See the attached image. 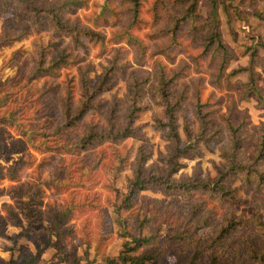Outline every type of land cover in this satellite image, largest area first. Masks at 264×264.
<instances>
[{
  "label": "rangeland",
  "instance_id": "rangeland-1",
  "mask_svg": "<svg viewBox=\"0 0 264 264\" xmlns=\"http://www.w3.org/2000/svg\"><path fill=\"white\" fill-rule=\"evenodd\" d=\"M115 4L122 10V21H126L123 7L117 2ZM17 7L14 1L6 10L0 7V232L7 234V237L0 235V264H6L8 260L10 264H104L103 257L116 258L125 245L133 246L134 239L138 237H145L147 241L131 254H148L154 258V262L150 260L145 264H186L194 249L203 250L197 264H259L250 257L249 249L251 247L260 252L264 248V228L255 225L249 204H231L230 208L242 222L221 237H218L221 220L219 203L207 196L208 191L198 187V190L188 193L165 189L153 182L146 183L144 189L132 195L130 205L119 207L124 206L129 182L138 170V149L148 154L142 163L141 177L148 178L157 171L165 173L168 168L160 156L171 153L173 142L166 139L165 130L155 126L154 116L163 119L164 115L158 105L159 98L150 85L154 84L152 77L136 87V106H145V109L138 113L132 125L138 137L123 141L132 151L129 165L123 172L114 174L102 165L96 166L94 150L68 156L53 149L62 141L72 143L78 138L77 129L62 134V131H56L62 122L61 83L66 72L67 76H71L76 67L87 68L94 84L97 74L108 66L106 58L117 54V62L123 65V70H115L116 83L107 82L111 87L102 95L111 100L126 93L127 81L132 86L135 80H144L146 67H138L134 63V50L125 43H107L100 47L80 36L83 45H79L73 44V39L64 33L53 36V28L45 17L40 18L37 33L33 30L29 14L14 17ZM91 10L78 9L77 14L86 22L84 16ZM198 12L200 19H204L206 8L203 4L199 5ZM110 20L108 25L98 28L106 37L115 28ZM220 30L223 42L230 49L239 52L246 44L257 47L258 54L264 56V48L257 44L258 39L264 40V21L248 16L228 27L222 19ZM25 32L31 34L11 42L6 38ZM144 32L146 30L139 34ZM47 41L58 43L46 53L45 64L51 56H60L59 50L66 44H69L64 51L66 59L72 61L61 77L44 75L32 78L30 75L37 65L39 47L46 45ZM162 41H148V44L153 48V44ZM183 47L191 54L199 52V47L190 43ZM180 51L176 53L175 66L186 63L188 67L172 90L170 101L177 98L182 86L186 87L188 98L177 106L180 117L184 116L180 122L191 123L194 134H203L208 140H188L194 148L184 153L186 157L178 159L182 165L171 178L178 180L193 175L205 178L215 175L213 163L222 160L219 155L221 148H228L226 150L229 151L231 139L224 119L229 117L234 125L242 123L243 130L253 135L245 136L249 154L258 133L255 127L264 123V108L255 98H239L234 91L213 85L211 80L216 71L213 60L199 57L198 67H195L184 51ZM248 63L249 56L239 57L230 61L228 70ZM254 69L259 71L260 66L255 65ZM232 80L245 82L247 74L238 73ZM258 86L264 95L263 77L258 78ZM196 93L200 96V113L197 112L198 105H193L197 103ZM120 104L115 122L123 121L130 102L123 99ZM104 108L106 110L108 104ZM90 114L88 119L92 122L105 124L101 114ZM7 116L14 118L16 123L24 124L23 128L33 141L29 142L17 126L7 121ZM202 120L207 122L205 132H201ZM216 128L220 131L215 132ZM180 133L181 142H186L182 128ZM17 161L19 163L14 164ZM64 164H68L71 171L63 172L59 179L64 189H53L46 182ZM12 166L18 172L15 180L9 177ZM258 169L264 170V162L258 165ZM241 183L236 179L234 186ZM237 195L246 194L239 190L234 193V198ZM197 206L203 208L194 214L195 227L192 224L189 227L191 235L183 239H168L166 225L174 220H186L185 217H190ZM229 212L227 209L226 214L229 215ZM207 218L208 222H203ZM58 229L59 237L56 235ZM178 229L177 226L172 228L174 231ZM34 256L36 258L32 260Z\"/></svg>",
  "mask_w": 264,
  "mask_h": 264
},
{
  "label": "trees",
  "instance_id": "trees-1",
  "mask_svg": "<svg viewBox=\"0 0 264 264\" xmlns=\"http://www.w3.org/2000/svg\"><path fill=\"white\" fill-rule=\"evenodd\" d=\"M12 1L18 5L14 17H19L23 13L29 14L34 25L33 30L37 33H39V20L41 17H45L49 19L53 28V36L64 33L73 39V44L79 45H83L80 39L82 36L87 38L91 44H99L100 47H104L107 43H125L134 50V63L138 67H146V70L143 71L144 80H135L130 86L125 78L128 83H126V93L122 97H113L111 100L102 95L111 87L107 85V82L116 83L115 70H123V65L118 63L117 54L113 53L111 58H106L108 66L103 67V72L97 74L94 84L91 83L87 68L76 67V72L71 76H67L68 72H66L65 80L61 83L63 84L60 99L62 122L57 126L56 131H62L60 132L62 134L77 129L79 132L76 141L72 143L62 141L53 148L54 150L68 156L75 155L76 152L86 153L94 150L97 158L96 166L102 165L114 174L123 172L129 165L132 152L131 148L127 147L123 141L130 137H138L136 129L132 125L137 119L138 113L145 109V106H136V87L147 80L149 81L152 77L154 84L150 85L153 86L155 96L159 98L158 105L162 108L164 115L163 119L154 116L155 126L165 130L164 136L169 142H173L171 153L160 156L168 168L165 173L157 171L156 174H150L148 178L141 177L142 163L146 161L148 154H144L140 151L141 149H138V170L135 172L134 179L129 182L128 195L123 200L124 206L119 207L124 208L130 205L132 195L138 190L144 189L146 183L153 182L164 186L165 189L188 193L198 190V187L208 191L207 196H211L219 203L218 212L221 215V220L219 221L218 237L232 232L241 224L242 221L237 218L233 208H230L231 204L235 203L251 205L250 214L254 218L255 225L264 228V170L258 169V165L264 162V123L255 127L258 131L257 137L253 141V149L248 154L245 136L253 135L243 130L242 123L234 125L229 117H226L224 125L230 133L228 134L231 144L229 151L226 150L228 148H221L219 155L222 160L219 163H213L215 175L205 178L193 175L189 178L174 180L171 176L178 172L182 165L178 159L186 157L184 153H189L194 148L188 140L207 141L208 138L200 133L194 134L191 123L184 121L181 124L180 122L184 116L180 117L177 106L188 98L186 87L182 86L177 98L170 101L172 90L176 88L179 78L185 75L188 67L186 63L175 66L176 53L181 52V49L195 67H198L199 57L213 60L212 65L215 66L216 71L211 83L217 88L234 91L239 98H255L264 108V95L258 86V78L263 77L264 80V56L258 54L257 47L246 44L243 45L245 48L239 52L230 49L223 42L220 30L222 19L225 20L228 27H231L234 21L242 20L248 16H254L264 21V4H261L264 3V0H101V2L97 0H0V7L6 10ZM116 2L126 12V21H122V10L118 9ZM200 4L206 8L204 19L199 17ZM78 9L85 11L92 9L89 14L84 16L87 23L83 22L77 14ZM109 20L111 26L115 28L106 37L98 28L108 25ZM143 30L146 32L140 35L139 33ZM30 34V32L28 34L25 32L6 38L11 42ZM38 39L42 40L40 37ZM185 39L186 42H184ZM155 40L163 41L153 44V48H150L148 41ZM56 43L58 42L47 41L46 45L39 47L37 65L34 66L30 77L42 78L45 77L44 75L61 77L63 70L66 71L72 61L66 59L67 54L64 52L69 48V44L59 50L60 56H51L45 64L46 53L54 49ZM189 43L199 47L197 54H191L183 47L184 44ZM257 44L264 48V40L258 39ZM242 56H249V63L246 66L228 70L230 61ZM255 65L260 66L259 71L254 69ZM241 72L247 74L245 82L232 80V77ZM61 84H56V86H61ZM171 87L172 89H170ZM123 99L129 101L130 104L127 106L123 121L115 122L118 106L121 105L120 101ZM195 101L197 103L193 105H198L197 112L200 113L201 105H199L200 96L198 93L195 94ZM105 104H108L106 110ZM91 112L101 114L105 124L102 125L88 119L91 117ZM202 117L203 115L199 118ZM5 119L17 126L29 142L33 141L23 128L24 124L16 123L15 119L10 116ZM206 123L202 120L201 132H205ZM180 128L185 133L186 142H181ZM219 131L216 128L215 132ZM18 163L17 161L14 164ZM64 165L60 166L61 168L56 171L54 177L46 182L53 189H64L59 179L63 172H71L68 164ZM16 170L13 169V166L10 167L9 177L11 180L17 178ZM236 179L242 183L234 186ZM239 190L246 195H237L234 198V193ZM199 208L203 207H195L194 211H191L190 217H185L186 220H177V222L174 220L169 226L167 222L166 235L168 239L188 238L191 235L189 227H195L193 225L195 224L194 214ZM227 209L230 211L229 215L226 214ZM210 217L213 216H208V218ZM208 218L203 222H208ZM175 226L179 227L177 231L172 230ZM59 231L58 229L57 237H59ZM0 235L7 237L4 232H0ZM134 241L133 246L125 245L116 258L103 257L104 264H145L150 260L154 262V258L148 254H131L132 251L141 247L147 238L138 237ZM249 250V255L254 262L264 264V248L260 252L251 247ZM202 254V249H194L186 264H197V259H200ZM35 258L36 256L32 260ZM10 263L9 260L6 262V264Z\"/></svg>",
  "mask_w": 264,
  "mask_h": 264
}]
</instances>
